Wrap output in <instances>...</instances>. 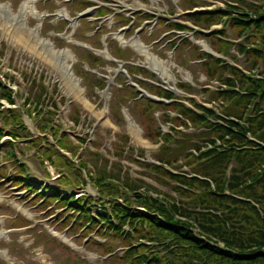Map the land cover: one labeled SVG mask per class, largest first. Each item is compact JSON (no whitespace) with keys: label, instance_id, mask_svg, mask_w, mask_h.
<instances>
[{"label":"trees","instance_id":"trees-1","mask_svg":"<svg viewBox=\"0 0 264 264\" xmlns=\"http://www.w3.org/2000/svg\"><path fill=\"white\" fill-rule=\"evenodd\" d=\"M251 6L256 8L253 17L231 6L193 16L207 26L219 23L226 16L237 35L251 31L244 43L236 45L238 51L245 54L249 69H258L259 77H250L227 63L218 65L220 61L210 66L208 61L204 66L207 75L219 74L225 86L211 92V100L218 102L217 109L197 106L201 113H196L179 103L173 104V109L179 110L193 127L205 129L206 141L214 144L216 138L221 144L202 149V145L189 142L195 151L184 150L180 166H175L178 157H168L170 146L161 148L158 164L141 163L153 173L155 180L170 185L180 197L178 200L162 195L163 202H159L157 197L148 195V191L139 192V186L127 179L122 183L147 213L130 209L131 198L124 192L123 203L110 201L113 216L105 210L98 214L99 221L108 227H102L101 234L120 239L128 247L119 259L121 264H264V11L259 15L260 6ZM228 44V41L218 40L217 50ZM226 73L231 77L224 76ZM161 93L172 97L164 91ZM155 106L146 102L145 110ZM216 110L221 115L216 114ZM177 120L178 124L185 125L181 119ZM180 136V139H167L180 148L193 138L182 132ZM181 166L188 167L193 175L181 171ZM105 179L101 174L94 178L100 195L114 191L117 194L116 186ZM62 182H69L68 171ZM18 184L32 189L23 182ZM52 192L62 206L76 208L79 217L97 224L91 214L93 200L85 204L84 199L61 198L59 189ZM98 201L104 202L102 197ZM177 215L184 218L173 221ZM114 219L119 221L118 226ZM127 221L133 232L123 235L122 226ZM140 239L148 244H137Z\"/></svg>","mask_w":264,"mask_h":264},{"label":"rangeland","instance_id":"rangeland-1","mask_svg":"<svg viewBox=\"0 0 264 264\" xmlns=\"http://www.w3.org/2000/svg\"><path fill=\"white\" fill-rule=\"evenodd\" d=\"M24 1L27 2L30 9L25 18L24 28L20 27L19 29L21 30V38H13L11 35L13 32H7L6 27L0 25V78L1 81L6 84L11 83L13 91L17 93L15 97L16 106L22 104L26 98L31 99L33 104L35 101L40 100L44 108L49 107L52 103L56 104L58 107V116L60 117L59 123H57L59 128L65 131L71 140L74 139V136L81 139L87 138L86 143L78 149V154H80L79 159L84 160L90 170H96V166L99 165L100 159H108V162L112 164V167L114 165L116 169L118 165L125 166L129 173V177L134 182L141 180V184L146 187L152 186L159 193L170 194L171 191L169 187L156 182L151 173L146 169L137 166L129 159L119 160L117 157H113L109 154L114 151V144L116 143L121 144L123 147L129 144L135 148H141L146 151L147 157L150 154L149 159L158 151V145L148 140L143 130L146 122L142 121L141 118L144 116V113H142L141 109L137 112L134 109L135 106L140 103H134L133 100H130V98L125 95L128 93L127 89L123 90L125 94L121 95L119 93L117 89L122 85L119 83L121 78H118V80L112 84L110 89L111 96H108L109 98L104 100L102 95L104 90L100 89L99 91H93V77L84 76L82 74L85 71L83 70L84 67L81 69V64L86 61L84 56L86 53L78 48L74 40L95 43L96 35L100 33L111 34L112 37L113 33L119 28V24L116 23V25H112L110 22H103L99 31L96 30L97 27L100 26L98 23L95 26V23L92 22V24H88L87 22L89 20H86V24L82 23L80 25L79 21V26L77 25L78 27L76 26L68 31L64 39H54L57 46L68 48L71 53L79 56V60L75 59L76 65H74V69L76 73L84 76V80L81 82V88L84 91L78 98L76 92L71 89L72 87L63 80L60 72L54 69V66L51 65L45 57L38 55V50H36L35 53L31 49V44L37 46L41 38H49V36H51V31L60 28V22L48 18L40 20L39 15L45 13V11L53 12L60 7H67L72 15L75 10L82 9H76L74 6H71L69 0H49L46 2L41 0H12L9 5L12 7L14 14ZM165 1L169 3L168 0ZM179 1L182 8H189V6L185 4V0ZM204 1L210 4L214 0H193V3L198 6V9H200V7H204L205 9L207 5L203 4ZM220 1L222 3H227L229 0ZM252 1L253 0H244L245 3ZM0 2L5 3L6 1L0 0ZM237 5L243 7L240 3ZM211 7L214 8L212 4H210L209 8ZM34 11H36V14H34ZM1 17H4V15L0 12V24L6 23V20H3ZM35 27H37L36 30ZM156 32L163 33V29L157 28ZM226 32L228 31L226 30ZM131 34L132 31L128 30L123 32L121 37L126 41H130L132 38ZM169 36L170 34H166V38L156 42H152V39L146 36L145 39L142 38V43L148 47L147 51L156 54L162 66L173 74L175 73V64L184 62L185 64L182 65L184 74L186 76L189 75L192 82L195 81L194 90L189 92L194 93L199 101L205 102L209 98L208 94L203 95L200 89L208 87L207 84L209 85V83H207L208 79L202 74L199 64L196 66L193 63V60L196 59L195 55H193L192 52H184L182 56H180V47H177L175 52H173L169 46L164 45ZM111 37L109 38L108 45L111 51L117 55L116 46L120 44L116 39ZM229 37L235 38L236 36L230 33ZM25 42L29 43L27 44ZM206 42L207 40L203 38L199 43L203 45L206 44ZM38 48L40 49V47ZM231 52V54H236L235 48H232ZM140 56L143 58V55L135 52L132 47H127L124 49V53L120 54L119 57L124 58V60L129 63V61H133L136 57ZM71 61L69 56L65 59V64H69ZM235 63L242 68L245 67L243 57L241 56ZM95 67L102 72L109 69L104 62L98 63ZM41 85L44 86V88H42ZM86 87L88 88L87 92L85 91ZM210 87L213 88L212 86ZM0 89L2 88L0 87ZM190 93L179 91L177 95L180 98H190ZM119 95H121L119 99L122 100V105L131 113H134L132 114L139 127L134 128L136 132L133 131V127L122 116V110L116 102ZM108 102L109 109L106 112L107 116L102 119L100 124H94L98 119L96 115L103 111L102 108L105 107V103L107 104ZM3 104L6 108L8 107L6 102ZM33 104L30 110H33ZM76 109H79L78 114L81 113L82 117H84V130L87 128L89 132L81 130L80 133V130L70 127L71 124L69 122L74 118L73 113ZM56 112L54 113L56 114ZM161 113L162 111H159L158 119L159 117L161 118ZM33 115H35V113H33ZM33 115L31 116L32 118L28 116L24 117L28 127L27 131L30 132L29 135H33V133L37 132L39 120L33 118ZM2 124L3 120H0V125ZM10 129L11 128H9L7 132H9ZM61 130L60 133L62 132ZM19 133L21 136L25 135L21 128L19 129ZM125 134L129 137L128 142L124 141ZM6 146L7 145H4L2 149L4 150ZM17 146L21 153L17 155L18 157L21 156V159L23 158L29 165L27 176H32L33 179H35L36 187H39L40 183H48L55 187L59 185V180L57 179L58 173L55 166L51 167L44 163V159L39 153L35 154V148L32 150L29 149L26 141L18 143ZM84 148H86V151H84ZM94 152L102 153L101 158L100 156L92 158L94 157V155H92ZM3 160L4 158L2 155L0 157V164ZM150 160H153V158ZM3 166H5L4 168L6 170L0 169L1 177L3 175L8 178L9 173L18 174V169L14 167L13 161H9ZM103 167L106 168V165ZM48 171L50 173L49 175ZM82 174L85 176L84 172H82ZM23 180H25V178H23ZM72 180L75 182V178ZM5 181L0 184V252H3L8 260H6L1 253L0 264H112L108 259L109 257L106 256V259H103V248L99 246L100 243H112L113 241L110 238H102L99 234L94 232L86 234L84 229H80L76 234L71 232L72 230L70 228L72 227L69 226L73 220L70 221V219L63 218L67 213L66 209H60L55 203H52L49 209L43 208L42 202L34 199L35 197L29 198L33 193L23 191L24 189H21V187L16 188L14 185L5 184L9 183V179ZM98 191L99 190L93 188L90 183L88 186H78L74 188V190L68 189L70 195L76 194L79 198L85 195L96 198L98 196ZM94 207V213L97 214L101 209V205L97 203ZM71 213L73 212H70V214ZM62 218L63 220H61ZM66 221H68L67 226L64 225ZM22 226L27 227L20 232L11 230L10 233L6 235L2 234L4 228L11 229ZM92 238L94 241L90 243ZM114 245L118 249L122 247L118 241H114Z\"/></svg>","mask_w":264,"mask_h":264},{"label":"bare ground","instance_id":"bare-ground-1","mask_svg":"<svg viewBox=\"0 0 264 264\" xmlns=\"http://www.w3.org/2000/svg\"><path fill=\"white\" fill-rule=\"evenodd\" d=\"M22 13H24V11H22ZM19 14H21V11L19 12ZM14 18L18 21V22H21L22 21V18H20V16H14ZM48 48H47V52H48ZM53 51V50H52ZM51 50H49L51 56L53 55V52ZM49 56V55H48ZM57 59V58H56Z\"/></svg>","mask_w":264,"mask_h":264}]
</instances>
